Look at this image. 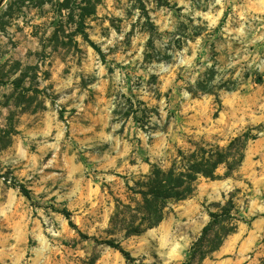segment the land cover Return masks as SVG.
<instances>
[{"label": "rangeland", "instance_id": "obj_1", "mask_svg": "<svg viewBox=\"0 0 264 264\" xmlns=\"http://www.w3.org/2000/svg\"><path fill=\"white\" fill-rule=\"evenodd\" d=\"M245 131L229 176H200L139 235L114 230L151 164ZM228 202L202 248L228 234L191 264H264V0L0 2V264H127L108 239L138 264H182Z\"/></svg>", "mask_w": 264, "mask_h": 264}, {"label": "trees", "instance_id": "obj_2", "mask_svg": "<svg viewBox=\"0 0 264 264\" xmlns=\"http://www.w3.org/2000/svg\"><path fill=\"white\" fill-rule=\"evenodd\" d=\"M65 4H60L59 14L61 10L68 8L64 6ZM77 8L80 11L78 15L82 19L85 14L94 12L95 4L91 5L87 13H84L83 6L79 5ZM77 32L84 34L83 23L79 24ZM94 48L100 52L97 47ZM22 77L14 78L13 83H19ZM249 134V131H245L234 137L225 148L219 146L209 149L199 147L189 153L179 151V159L174 160L167 169L155 163L151 164L149 173L137 180L136 186L131 188L132 193L138 198L130 200L129 203L117 201L114 213L110 218V224L114 230L123 232L124 237L139 235L147 229L156 227L163 220L165 209L170 201L188 198L193 193L196 181L200 176L210 179L220 178L215 172L221 164L226 166L224 176H229L244 158V151L250 139ZM20 190L26 197H30L29 190L23 186H20ZM62 213L68 219L69 225L75 228L74 223L70 220V213L66 209H62ZM209 215L210 221L202 228L201 234L188 251V258L182 264H191L197 257L199 260H203L219 248L223 238L228 234L229 231L222 235L217 234L213 238L212 244L204 250L202 246L208 240L209 233L221 222L222 217H230V202L223 206L220 212H210ZM104 243L118 250L124 256L127 264H138L136 259L118 241L108 239Z\"/></svg>", "mask_w": 264, "mask_h": 264}, {"label": "water", "instance_id": "obj_3", "mask_svg": "<svg viewBox=\"0 0 264 264\" xmlns=\"http://www.w3.org/2000/svg\"><path fill=\"white\" fill-rule=\"evenodd\" d=\"M1 1H2V0H1ZM1 1H0V2H1Z\"/></svg>", "mask_w": 264, "mask_h": 264}]
</instances>
